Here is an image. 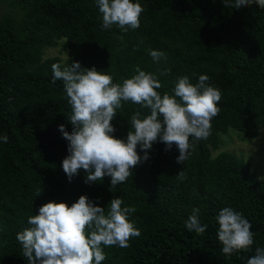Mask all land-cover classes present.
I'll use <instances>...</instances> for the list:
<instances>
[{
	"label": "trees",
	"instance_id": "obj_1",
	"mask_svg": "<svg viewBox=\"0 0 264 264\" xmlns=\"http://www.w3.org/2000/svg\"><path fill=\"white\" fill-rule=\"evenodd\" d=\"M132 2L145 11L140 27L125 33L115 25L101 30L95 0H0V10H7L0 14V136H8V143L0 141V264H29L16 239L29 227L28 217L49 202L71 207L82 195L106 212L116 197L122 207L136 209L129 220L141 235L130 239L128 248L102 246L101 264H247L255 249L264 247V177L233 153L212 157L220 134L232 129L253 139L264 126V9L256 4L234 9L222 0ZM62 39L70 59H43V49ZM150 50L164 52L166 61L154 64ZM72 62L111 75L113 83L131 78L137 65L146 73L168 68L167 76L157 73L161 95H171L181 76L195 84L207 75L222 94L210 136L195 143L183 165L176 163L175 145L165 151L164 144L154 143L149 160L111 191L110 177L86 184L83 170L69 182L61 167L68 142L58 127L71 133V107L63 82H51V65ZM136 111L141 118L150 114L122 102L111 121L115 138L126 139ZM180 170L183 181L176 177ZM224 207L240 212L254 234L249 251L229 258L215 220ZM193 208L207 225L202 236L185 227Z\"/></svg>",
	"mask_w": 264,
	"mask_h": 264
},
{
	"label": "clouds",
	"instance_id": "obj_2",
	"mask_svg": "<svg viewBox=\"0 0 264 264\" xmlns=\"http://www.w3.org/2000/svg\"><path fill=\"white\" fill-rule=\"evenodd\" d=\"M222 3L234 9L252 4L264 9V0H222ZM95 4L102 14L101 30H109L115 25L126 33L140 27V16L145 9L139 2L95 0ZM138 47L139 44L134 51ZM149 56L157 65L167 59L164 52L156 50H150ZM51 71V82H63L71 107L67 118L72 125L71 133L64 125L58 127L62 138L68 142V154L61 167L69 182L83 170L86 184L110 177L109 191L114 190L118 185L126 184L133 170L149 160V151L156 142L164 144L165 151L175 145L179 152L176 163L183 165L191 156L195 143L210 136L211 120L220 112L217 105L221 91L208 83L207 75H200L195 84L188 76H181L171 95L167 92L161 95L157 89L163 85L158 75L167 76L168 68H158L157 75L146 73L137 65L134 68L136 74L122 83H113L111 75L97 71L95 67L82 68L79 62L64 66L54 63ZM122 102L139 105L150 114L141 118V113L136 111L131 116V130L126 139H117L111 121ZM0 141L8 143V136H0ZM176 177L180 181L186 178L183 170ZM123 203L120 197L113 198L107 212L83 195L71 207L65 203L44 204L37 215L28 217L29 227L16 236L22 245L23 256L29 264H101L106 259L102 246L128 248L130 239L141 235L129 220L136 212L135 207H122ZM199 216L200 209L193 208L185 227L202 236L207 225L201 224ZM215 220L217 239L226 258L251 249L254 234L250 230L251 224L240 212L224 207ZM247 264H264V247L256 248Z\"/></svg>",
	"mask_w": 264,
	"mask_h": 264
},
{
	"label": "rangeland",
	"instance_id": "obj_3",
	"mask_svg": "<svg viewBox=\"0 0 264 264\" xmlns=\"http://www.w3.org/2000/svg\"><path fill=\"white\" fill-rule=\"evenodd\" d=\"M7 10L1 9L0 14ZM64 40L56 41L52 46L43 49L42 58L49 59L57 57L62 62L67 59V50L63 48ZM220 144L216 151L212 152V157L219 152L225 151L242 157L251 165V169L258 178L264 177V126L258 128V135L253 139L245 138L235 130L229 129L226 133L220 134Z\"/></svg>",
	"mask_w": 264,
	"mask_h": 264
}]
</instances>
